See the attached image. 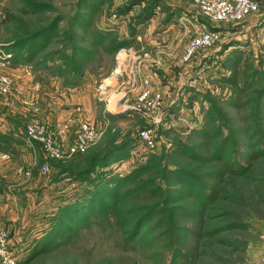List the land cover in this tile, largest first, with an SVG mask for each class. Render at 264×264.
I'll return each instance as SVG.
<instances>
[{
	"label": "rangeland",
	"instance_id": "obj_1",
	"mask_svg": "<svg viewBox=\"0 0 264 264\" xmlns=\"http://www.w3.org/2000/svg\"><path fill=\"white\" fill-rule=\"evenodd\" d=\"M128 1L0 0V56L1 51L10 54L6 60L0 57V71L6 73L9 59L37 64L41 55L35 59L21 47L22 53L15 56L3 47L14 46L19 38L61 16L58 28L48 32L49 39H40L39 45L44 54L51 49L59 50L60 57L69 54L64 62L74 72L73 81L63 79V84L82 90L73 116L88 118L101 131L87 150L60 159L49 158L39 144L34 158L27 150L12 152L15 158L21 154L22 164H29L27 159L32 158L33 175L44 176L39 167L49 163L51 186L61 170L58 165L85 168L91 156L136 139L138 131L152 123L144 111L134 107L141 84H130L131 70L136 73L138 65L149 64L156 83L167 92L155 113L160 117L156 145L137 147L133 143L121 148L89 174L92 186L116 176L122 179L119 200L105 198V210L96 211L88 222L76 227L53 255L30 262H24L23 256L18 264H264V96H258L264 71L250 89L241 87L245 74L255 66L264 67V6L239 21L215 22L200 12L194 0H159L154 7L155 14L159 13L154 27L146 23L153 13L133 36L134 21L148 0L122 13ZM77 12L79 18L71 20ZM169 25L165 37H143L139 43L134 39L142 30L157 33ZM205 28L221 30L220 39L183 61L189 39ZM99 30L111 32L108 39L99 40L95 34ZM132 36L130 43L113 49L120 38ZM73 48L78 50L76 59ZM88 49L95 56L89 58ZM82 50L88 52L83 56ZM27 55L30 60L23 59ZM159 58L165 59L163 63H153ZM46 69L33 66L30 79L51 83L50 74L56 69ZM232 75L238 77L235 86ZM10 76L14 86L12 94L4 98L8 108L15 105L6 103L7 98L15 97L16 78ZM59 82L46 87L44 96L61 90L62 80ZM91 98L95 118L84 115L82 101L90 103ZM43 110L47 116V104ZM33 120L42 119L33 115L24 119V134L27 122ZM74 180L76 198L87 190L83 183H91L85 180L78 185L81 181ZM48 194L52 198V191ZM46 198H42V206L50 199Z\"/></svg>",
	"mask_w": 264,
	"mask_h": 264
},
{
	"label": "crops",
	"instance_id": "obj_2",
	"mask_svg": "<svg viewBox=\"0 0 264 264\" xmlns=\"http://www.w3.org/2000/svg\"><path fill=\"white\" fill-rule=\"evenodd\" d=\"M155 12L156 10L153 12V17L146 22L149 23L147 24L148 27L151 24L154 27L155 22L158 20V12L156 14ZM140 27L139 25L138 29ZM171 27L169 25L162 32L157 33L153 29L148 28L146 32L142 30L137 33V38L135 37L134 39L139 43L143 37L149 40L155 37H165V35H169L168 30ZM165 50L164 48L163 53H167ZM155 59L153 63L160 64L165 60L163 58ZM8 62L9 64L4 69L6 73L8 72V75L12 74L16 78V87L13 93L15 97L12 98L15 103L14 107L8 108L5 105L4 97L0 96V228H9L10 247L18 254V260L24 256V262H27V257L34 248L37 239L48 229L53 214L60 205L73 197L75 193L74 187L77 185V182L72 177L67 176L66 173H56L52 181L53 185L51 186L48 181L52 180V178L48 179L50 175L41 176L32 174V176H26L17 171L21 165L31 167V162H33L31 160L34 158L32 156L37 153L35 145L38 146L37 142H30L26 139L24 129H22L24 119L26 120L27 117L33 115L41 117L42 120H46L49 123H55L56 120H63L73 115V106L80 98L77 94L82 92V90L78 91L73 90L71 87H66L63 84V76L58 75L57 72L50 74L51 79L48 81L51 83H45L43 81L33 82L34 80L30 79L33 77L30 74L33 66L36 68L38 66H44L45 69L47 67L48 69L54 70L56 69L54 63H49V65L32 64L30 62H18V60L12 61V59H9ZM137 68L138 72L136 73L134 69L130 71L132 73L128 76L130 84L133 85L136 81L137 84H140L143 77H149L152 81V86H159L161 88L165 99L167 93L164 89L165 87L161 83H156L155 74L150 69L149 64H145L143 67L138 65ZM29 79L30 83L28 84L27 81ZM60 80H62V89H56L55 93L51 92L48 98L44 96V93L48 92L44 89ZM26 82L27 84H25ZM92 91H89L88 97H91ZM109 101H111V98ZM82 102L85 109L84 115H87L89 118H95L96 116L92 114V110L94 109L92 98L90 101L88 99L90 103H87V100ZM44 104H47V107L50 109L47 116L43 110ZM33 110H37V112ZM22 150L30 152L32 158L27 159L26 162L29 164H22L20 162L22 160L20 153L17 155V158L14 155L12 157V152H21ZM56 163H58L57 160L55 161ZM79 183L81 182H78V185ZM38 188H41L42 191H39ZM50 188H53V190H50ZM50 191H52V198L48 194ZM46 195L50 199L47 204L45 202L42 206L41 200L43 198V201H46Z\"/></svg>",
	"mask_w": 264,
	"mask_h": 264
},
{
	"label": "built area",
	"instance_id": "obj_3",
	"mask_svg": "<svg viewBox=\"0 0 264 264\" xmlns=\"http://www.w3.org/2000/svg\"><path fill=\"white\" fill-rule=\"evenodd\" d=\"M200 12L215 22H230L244 19L247 15L259 11L264 6V0H194ZM221 37V30L205 28L197 35L191 37L182 54L183 61H189L196 52L212 45ZM1 60L10 57L9 53L1 51ZM141 89L138 102L134 106L137 110L144 111L149 120V126L142 127L134 142L137 147L156 145L155 131L160 117H156L160 111L164 97L161 88L152 86L149 77L140 81ZM14 86L13 78L0 71V95L6 98L12 94ZM7 105L13 106V100L7 98ZM79 108V107H78ZM81 109V108H79ZM153 125V126H150ZM74 126L76 128H74ZM101 131L98 126L89 119H78L71 115L55 123L44 120H33L25 126V137L30 142H37L49 158L60 159L76 153L84 152L97 139ZM72 135L69 140L68 136ZM40 173L47 176L51 172L49 163H42ZM17 171L26 176H32V167L19 166ZM10 230L8 227L0 228V264H18V256L12 250L9 243Z\"/></svg>",
	"mask_w": 264,
	"mask_h": 264
},
{
	"label": "trees",
	"instance_id": "obj_4",
	"mask_svg": "<svg viewBox=\"0 0 264 264\" xmlns=\"http://www.w3.org/2000/svg\"><path fill=\"white\" fill-rule=\"evenodd\" d=\"M142 1L143 0H129L123 6V10H121V12L122 13L129 12L138 3ZM159 2H160L159 0H148L147 5L143 7L140 15L134 21L135 24L134 26H132V31H131L133 36L136 33L134 31L138 29L137 26L145 22L147 19L151 17V15L154 12V7L159 5ZM78 12L77 14L71 17L72 18L71 20H75L79 18ZM170 15L171 14H169V16ZM61 18H62L61 16L54 18L53 21L46 27L40 30H37L36 32L32 33L29 36L19 38L18 41L13 42L14 46L6 45L5 47H3L4 50L12 51L14 55L16 56V55H19L18 53H22L23 50H21L22 49L21 47L26 48L29 50V54L31 56H34L35 59L39 55L42 56L40 59H38L37 63L49 65V63L52 62L56 66L55 67L56 70L53 71L54 73L57 72L58 75L63 76V78L66 79L65 80L66 82L73 81L72 80L73 78L71 76L74 74V72L70 67H68L65 64L66 60L69 58V54H66V56L60 57L59 55L60 52L59 50H56V49L47 50V53L44 54L43 47L39 45L40 39L42 38L49 39L50 35L48 34V32L50 31L54 32V30L58 28ZM167 20H169V18ZM110 33L111 32H108V31L104 32L102 30H99L95 34L96 36L99 37V40L103 41L104 39H108V36ZM47 34L49 36H46ZM75 34L72 35L71 37L73 38ZM44 35L45 37H43ZM133 36L131 38H128V37H124L122 39L120 38L119 42L114 43L113 49L118 48L119 46L126 45L127 43H130L133 40ZM36 45L39 47H37ZM12 47H13V50H12ZM73 51L75 54V56L73 57L74 59H76V55H77L76 53L78 50L73 48ZM88 51H89V54H91L89 55V58H91L92 56H95L94 54H92L93 53L92 51H90L89 49ZM88 51L82 50V52H79V53L83 55L85 52H88ZM30 58L31 57L27 55L23 59L30 60ZM58 58H62V59H58ZM49 59H51V61H48ZM70 70L72 71L69 72ZM263 71H264V67L262 65L255 66V68L251 71L250 74H247V75L245 74V77L242 80L243 84L241 87L250 89L252 85L256 82V78L260 76L261 74H263ZM230 77H231L230 80L232 81V84L235 86L238 83L237 75H232ZM258 96L261 99L264 96V86L261 88ZM227 140L228 138L226 139V141ZM135 141H136L135 138H131L121 145H114V146L109 147L101 155L96 154V155L91 156L90 162L85 168L73 170L69 167L66 168V167L58 165L57 166L58 169H61L60 172L58 173L59 174L69 173L70 175H72L73 179L74 178L78 179L79 181H81V183L84 182L85 180L88 181L90 180L88 178L89 174L94 171L95 165L100 164L102 160H105L111 154L118 151L119 149L124 148V147H130V145H132ZM121 180L122 179L116 176V177L109 178L107 182L105 183L103 182L102 184H99L98 186H95V185L92 186L91 180L89 182L91 184L83 183V186L87 185L86 187L87 190L84 193H82L79 197L75 198L74 196L73 198L69 199L68 201H66L65 203L59 206L57 211L51 217L48 229L40 238L37 239L34 245V248L32 249L31 253L27 257V262L33 261L39 257H43L44 255L49 256V255H53L54 253H56L60 245L67 242L66 239L68 235H72L76 227L82 226L84 225V223L88 222L95 215L96 211L102 210V209L105 210V207H104V205H106L104 204L106 203L105 198L109 200H113V201H118L120 198V190L118 186ZM147 215H148V212L139 219V222L138 221L135 222L136 224L134 223L133 226L136 227L137 225H139V223Z\"/></svg>",
	"mask_w": 264,
	"mask_h": 264
}]
</instances>
